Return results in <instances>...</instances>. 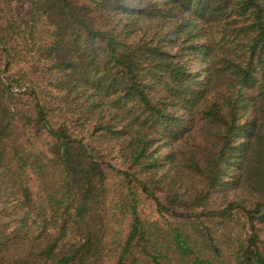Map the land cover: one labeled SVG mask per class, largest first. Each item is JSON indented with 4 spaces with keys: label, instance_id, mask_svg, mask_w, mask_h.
Masks as SVG:
<instances>
[{
    "label": "trees",
    "instance_id": "trees-1",
    "mask_svg": "<svg viewBox=\"0 0 264 264\" xmlns=\"http://www.w3.org/2000/svg\"><path fill=\"white\" fill-rule=\"evenodd\" d=\"M0 264H264V0H0Z\"/></svg>",
    "mask_w": 264,
    "mask_h": 264
},
{
    "label": "rangeland",
    "instance_id": "rangeland-1",
    "mask_svg": "<svg viewBox=\"0 0 264 264\" xmlns=\"http://www.w3.org/2000/svg\"><path fill=\"white\" fill-rule=\"evenodd\" d=\"M141 210L143 213H146V214H149L151 215L152 214V211H151V206L149 205L148 202L144 201L141 206H140Z\"/></svg>",
    "mask_w": 264,
    "mask_h": 264
}]
</instances>
